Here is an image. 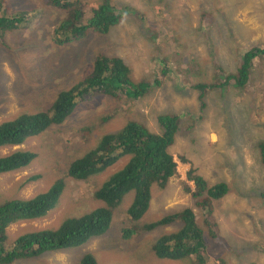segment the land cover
I'll return each mask as SVG.
<instances>
[{"label":"rangeland","instance_id":"374dc122","mask_svg":"<svg viewBox=\"0 0 264 264\" xmlns=\"http://www.w3.org/2000/svg\"><path fill=\"white\" fill-rule=\"evenodd\" d=\"M3 1L0 18L18 28L0 35V125L43 113L52 116L53 104L75 88L63 108L62 119L69 115L64 121L28 136L21 146L0 149V156L14 151L35 155L28 167L0 175V195L29 200L58 181L63 184L59 201L45 217L7 228L6 248L17 237L58 229L67 219L104 207L100 200L88 204L83 199L111 170L90 176L85 184L70 179L68 168L90 152L92 157L98 149L109 152L108 143L116 141L112 139L121 126L135 122L160 134V116L175 118L174 141L180 142L169 152L182 154L190 162L176 160L178 176L164 188H152L149 208L137 223H131L125 212L129 195L113 213L110 229L116 234L107 231L79 248L15 259L11 264H80L84 255L97 264H196L191 258L158 259L153 249L161 236L181 227L178 219L144 229L184 208L194 209L203 229L209 264H264V166L259 157V144L264 141V58L253 60L244 89L235 87L233 79L227 81L246 51L264 46V0H93L87 10L109 4L117 8L119 23L105 33L92 31L90 25L78 33L74 24L66 25L61 31V36H71L66 44L55 42L54 28L72 20L74 14L45 8L41 0ZM89 11L84 12V20L91 16ZM193 24L199 33H187ZM99 56H113L126 65L135 88L149 84L145 93L133 89L142 97L132 106L123 107L131 90L118 91L119 100L105 102L107 96L89 85L87 76ZM197 83L209 88L195 90L192 86ZM199 92L204 105L198 100ZM125 161L121 159L117 167ZM190 168L209 186H227L221 199L211 201L212 212H206L216 232L185 191L184 183L193 190L186 177ZM34 174L39 178L27 180ZM129 187L128 182L117 186L106 202H120ZM8 199L12 198L0 203ZM120 227L132 228V235L121 237Z\"/></svg>","mask_w":264,"mask_h":264},{"label":"trees","instance_id":"16d2710c","mask_svg":"<svg viewBox=\"0 0 264 264\" xmlns=\"http://www.w3.org/2000/svg\"><path fill=\"white\" fill-rule=\"evenodd\" d=\"M44 2L45 8L55 10H67L74 14L72 20L61 22L59 26L54 28V40L57 44H66L71 41V36H61L62 29L66 25H75V32L80 33L84 28L90 25L92 31L99 33H105L115 26L120 21V16L117 15V8L112 7L109 4H98L92 7L91 19L84 20V14L77 15L75 11H82L84 5L89 6V3H93V0H41ZM5 1L0 0V11H4ZM77 10L76 8H79ZM2 9V10H1ZM17 24H13L11 21L0 18V35H3L7 29L17 30ZM79 28V29H78ZM74 32V33H75ZM59 35V37H58ZM75 39V34H74ZM256 58H264V46L252 47L251 50L245 52L239 63L236 73L229 76L228 80L233 79L235 87L238 89H244L249 80V72L252 68L253 60ZM162 64L166 63L165 59H162ZM165 69V68H164ZM164 73V71H162ZM90 81L89 85L96 86L98 94L105 92L103 89V83L110 84L109 89L106 91L105 97L107 102L117 97V94L121 91L125 92V89L131 90V98H129L124 106H132L134 101H138L140 94H134L133 89L145 93L149 87L148 83H142L137 88L129 81L128 68L118 58L109 56H99L94 61L93 69L87 76ZM226 81V82H227ZM158 84V81H154ZM225 83V82H224ZM192 88L199 89L203 92L204 89H208L209 86L197 83ZM75 88L68 90L65 93V97L55 102L52 106V116H48L47 113L40 115L26 117L23 119H16L15 122H5L0 125V149L5 147L18 146L23 141L35 136L52 123H59L64 115L63 108L67 98L72 94ZM95 90V91H96ZM101 91V92H100ZM119 91V92H118ZM199 92L198 100L200 105H204L202 100V93ZM122 105L118 107L121 108ZM61 115V116H60ZM69 116V115H67ZM66 116V117H67ZM65 117V119H66ZM110 119V116L106 117ZM175 118L169 116H160L162 125L159 126L160 134L146 131L140 124L130 122L124 125L120 129V133L112 140L119 142V147L123 151V155L129 157L128 161H125L123 170L110 176L109 184L104 182L100 183L97 187H92V194L83 199L84 202L90 204L92 200L104 201L107 197H112L114 189L127 182L130 187L127 189H133L135 191V198L128 209V215L132 219L139 218L148 208L149 190L152 185L159 184L164 185L166 181L173 177L178 176L176 171V163L173 161V156L169 153L168 148L174 142L175 131ZM109 137V136H105ZM261 155V162L264 166V141L259 144ZM90 152L89 154H91ZM86 155L85 158L74 161L68 168L69 178L75 182H81L86 180L95 174H100L105 168L111 165V159H105L93 161L92 154ZM114 152H109L108 155L113 157ZM96 154H94L95 156ZM259 155V157H260ZM35 155L32 152H11L8 155L0 156V175L17 171L26 167L33 159ZM88 157V158H87ZM115 158V157H113ZM116 163L121 159L116 158ZM124 161V160H123ZM182 162H186L185 159H181ZM186 177L188 181H192L194 188L191 191L190 187L184 183L185 191L191 194L194 200L196 209H199L205 214L212 224L214 232H216V225L210 216L212 212V200L221 199L227 192V186L223 183L213 184L211 186L196 173L194 168H191ZM38 175H33L32 179H38ZM27 180H31L28 178ZM108 184V185H107ZM63 184L59 181L54 183L48 192L40 194L29 200H21L11 196L0 195V201L5 198H12L0 203V264H11L15 259L20 260L23 258H34L46 251L75 248L81 243L87 241L91 237L99 236L109 229L111 225V208L113 204L107 201V206L100 209L91 210L86 216L70 218L65 220L62 225L55 230H40L35 233L25 234L17 237L12 243V249L8 250L5 247L4 241L7 240L5 232L7 228L16 222L31 220L45 216L54 206L55 202L61 196V189ZM91 184L89 189L91 190ZM82 194V193H81ZM88 194V192H87ZM86 194V195H87ZM206 212H210L207 213ZM205 218V217H204ZM179 220L181 227L170 234L163 235L154 244L153 249L158 259L166 260H182L190 257H195L196 264H209L206 253V244L203 239V229L195 220V212L192 208H184L181 212L171 213L159 221L145 225L146 228H154L156 226L169 224L175 220ZM204 224L206 220L204 219ZM209 228V225L206 226ZM122 232H126L122 229ZM129 232V231H128ZM128 236V234L126 233ZM80 264H97L95 260L89 256L84 255L80 261Z\"/></svg>","mask_w":264,"mask_h":264},{"label":"clouds","instance_id":"9594fccd","mask_svg":"<svg viewBox=\"0 0 264 264\" xmlns=\"http://www.w3.org/2000/svg\"><path fill=\"white\" fill-rule=\"evenodd\" d=\"M83 10L81 11L82 12V14H84V12L85 11H89V10H87V8H86V5H84L83 6ZM77 10H79L80 9V7L79 8H76ZM91 11H92V9L89 11L90 12V14H91ZM91 19V16L88 18V20H90ZM110 57V56H109ZM109 87L110 86H106V88L105 89H103L105 92H101V94H99V95H105V93H106V91L109 89ZM118 95V94H117ZM107 96H108V94H107ZM111 100H119V96H117V97H115V98H113V99H111ZM109 115H107V117H108ZM65 120V118L63 119V121ZM123 126H121V128H122ZM106 130V129H105ZM110 131V130H109ZM106 132H108L107 130H106ZM175 142H177V140H175L174 142H173V144L170 146V148L174 145V143ZM18 146H21V145H18ZM12 147H16V146H12ZM108 147L111 149L109 152H114V154H113V157H115V158H113V157H111V156H109L108 155V153L109 152H104L102 149H98V150H96L95 151V156L93 157V161L95 160V161H97V160H102V159H105V161L107 160V159H111V160H113L114 161V164H111L110 166H108L107 168H105L104 170H103V172L102 173H104L105 171H108V170H111V174L110 175H108V177L106 178V179H104L103 181H101V183H104V182H106V183H108L109 182V178H110V176L111 175H113V177L116 175V174H118L119 172H121L122 170H123V168H124V166H125V164H123V165H120L119 167H117V163H116V158H120V159H122V160H124V159H126V161H128L129 160V157L127 156V155H123V151L120 149V147H119V142L116 140V141H109V143H108ZM5 148H8V147H5ZM168 151H169V148H168ZM259 152V151H258ZM172 156H173V161L176 163V160H179V161H181V159H185L184 157H183V155L182 154H175L174 152H169ZM92 154V153H91ZM91 154H89V156L88 157H90V155ZM260 155V154H259ZM87 157V158H88ZM186 160V159H185ZM182 162V161H181ZM260 162H261V160H260ZM31 163V162H30ZM30 163L26 166V167H28L29 165H30ZM183 163H185V164H187V163H190V162H188L187 160H186V162H183ZM26 167H24V168H26ZM176 168H177V163H176ZM21 169H23V168H21ZM191 169V168H190ZM189 169V170H190ZM20 170V169H19ZM18 171V170H17ZM176 171H177V169H176ZM196 171V170H195ZM12 172H14V171H12ZM178 173V172H177ZM197 173V172H196ZM101 174V173H100ZM198 174V173H197ZM199 175V174H198ZM201 176V175H200ZM175 176H173V177H171V178H169L167 181H166V183L164 184V185H159V184H154V185H152L151 186V188H150V190H149V200H148V208H149V205H150V201H151V199H152V197H153V192H152V188L153 187H155V186H158V187H160V188H164L165 186H167L168 185V183H169V181L171 180V179H173ZM202 177V176H201ZM31 179H32V177H31ZM188 182H190V183H192L193 184V182L192 181H188ZM109 184V183H108ZM107 184V185H108ZM189 184V183H188ZM187 184V185H188ZM189 186V185H188ZM193 188H194V185H193ZM128 189V188H127ZM127 189L125 190V192H124V194H123V196H122V200L120 201V202H118V203H111V204H113V205H111L112 206V208H111V213H112V217H111V221L113 222V213H114V211L117 209V208H119L120 206H121V202H123L124 200H125V198L126 197H128L129 195H132V198H131V200H130V202H129V204L127 205V207H126V210H125V212H126V214L128 215V209H129V207L131 206V204H132V202H133V200H134V198H135V191L133 190V189H130V190H128L127 191ZM192 191V190H191ZM107 199V198H106ZM106 199H104V201H102L103 202V206H104V208L107 206V202H106ZM59 201V200H58ZM148 208L146 209V211L139 217V218H137V219H132L129 215H128V217H129V221L131 222V223H137L136 221H138L139 219H141L144 215H145V213L147 212V210H148ZM90 209V208H89ZM192 211H194V209L192 208ZM48 214V213H47ZM46 214V215H47ZM45 215V216H46ZM45 216H42V217H39V218H34V219H31V220H37V219H41V218H43V217H45ZM195 220H196V218H195ZM26 221H29V220H26ZM20 222H22V221H20ZM20 222H17V223H20ZM112 222H111V225H110V227H109V229L108 230H106L104 233H102L101 235H99V236H102V235H106V232L107 231H109V232H115V231H113V230H111L110 228L112 227ZM154 223V222H153ZM12 225V224H11ZM10 225V226H11ZM156 227H158V226H156ZM120 229V235H121V237H127V235H126V233L128 234V235H132V233H133V231H132V228H123V227H120L119 228ZM122 229H124L126 232L124 233V232H122ZM144 229H149V228H146L145 226H144ZM153 229H155V227L154 228H151V230H153ZM129 231V232H128ZM115 234H116V232H115ZM99 236H97V237H99ZM162 237V236H161ZM17 239V238H16ZM15 239V240H16ZM14 240V241H15ZM88 240H91L90 238L88 239ZM87 240V241H88ZM13 241V242H14ZM87 241H85V242H87ZM157 241V240H156ZM155 241V242H156ZM85 242H83V243H85ZM83 243H81L79 246H75V249L76 248H79L80 246H82V244ZM155 244V243H154ZM13 245V244H12ZM12 245L11 246H9V248H7L8 250H10V249H12ZM64 250H71V247H69V248H65V249H57V250H51V251H46V252H44V253H42V254H39L40 256H42V255H44V254H46V253H50V252H58V251H64ZM30 258V257H29ZM29 258H23L22 259V261H25V260H28ZM191 258V260L192 259H196L195 257H190ZM187 259H189V258H187ZM166 260V259H165ZM183 260V259H182ZM191 260H189V261H191ZM168 261H178V260H168ZM184 261V260H183ZM188 261V262H189ZM189 264H191V262H189Z\"/></svg>","mask_w":264,"mask_h":264},{"label":"crops","instance_id":"0c3cea01","mask_svg":"<svg viewBox=\"0 0 264 264\" xmlns=\"http://www.w3.org/2000/svg\"><path fill=\"white\" fill-rule=\"evenodd\" d=\"M190 11H192V9H190ZM195 18H198V17H195ZM195 24H197V22H195ZM195 24H193V26L189 29L186 28L187 33H193V32L196 34L199 33L196 29L197 27H195ZM177 142H180V141L177 139Z\"/></svg>","mask_w":264,"mask_h":264}]
</instances>
